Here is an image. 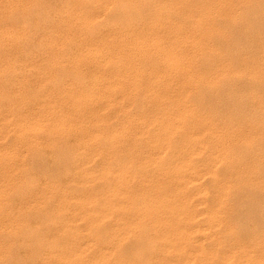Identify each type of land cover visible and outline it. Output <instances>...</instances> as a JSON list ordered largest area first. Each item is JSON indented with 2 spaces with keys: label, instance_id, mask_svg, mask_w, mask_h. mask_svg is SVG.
<instances>
[{
  "label": "bare ground",
  "instance_id": "obj_1",
  "mask_svg": "<svg viewBox=\"0 0 264 264\" xmlns=\"http://www.w3.org/2000/svg\"><path fill=\"white\" fill-rule=\"evenodd\" d=\"M91 1L0 40V264H264V0Z\"/></svg>",
  "mask_w": 264,
  "mask_h": 264
},
{
  "label": "rangeland",
  "instance_id": "obj_2",
  "mask_svg": "<svg viewBox=\"0 0 264 264\" xmlns=\"http://www.w3.org/2000/svg\"><path fill=\"white\" fill-rule=\"evenodd\" d=\"M88 3H92L91 0H87ZM1 7V5H0ZM72 8L71 5V0H37L36 3L28 5L26 7L27 11L26 14L23 15L20 12H18L17 10L12 11L8 16H10L8 19H6L4 22L0 21V40L3 39V32L4 31H10L8 30V25L9 23H13L15 25H19V24H23L25 26L26 32H25V36L23 37H15V39L17 40V43L15 44V46H13L12 48L3 46V49H5L6 51H9L10 53V57L14 60L15 62V70H14V78L20 77L22 75L25 74H32V72L34 70H38L39 72H44L45 69L48 67L46 64V61H40L39 59H43V58H47L48 57V49L47 47L43 44V41L53 32V30L55 29V25H56V20L59 17V14L62 10H70ZM1 9H0V14H1ZM107 18V17H106ZM102 20H104L103 17H100L94 24L93 28H98L101 25ZM108 20V19H105ZM264 20V19H263ZM264 33V30H263ZM77 47V44L72 41L69 42L68 44H66V46H64L62 48V52H61V59L62 61H66L69 54L71 52H73L75 50V48ZM9 77V76H8ZM7 77V79H8ZM14 78H12L14 80ZM71 78V73L69 71H67L66 69H61L60 74H58V79L60 81H66L68 79ZM10 79V78H9ZM8 79V81H9ZM245 79L241 80L244 82H248L247 80L244 81ZM240 84L237 83L235 85H239L240 87L237 86L238 88V92L241 91L240 93V97H242L243 99L240 98L242 104L239 102V104H241L243 106V110L244 112L245 109L248 107V110H255V105H246L248 104L247 100V96H246V89L249 86H245L249 83H241ZM241 84H243V89L244 87L246 89L242 90L241 88ZM241 88V89H239ZM234 91V90H233ZM27 94H31L33 95L35 93V86H32L28 89ZM245 95V99L243 97V94ZM230 93L233 94L232 91H229V95ZM234 93H237L234 91ZM223 94V93H222ZM230 96H233V95ZM223 95H228V91L224 92ZM228 95V96H229ZM229 96V97H230ZM228 97V98H229ZM243 100L246 102L243 103ZM249 101V100H248ZM245 104V105H244ZM141 104L139 103V101L135 102V106L139 107ZM240 105V106H241ZM246 106V108L244 107ZM252 108H250V107ZM245 108V109H244ZM247 110V114H249V111ZM250 111V114L253 115L254 113H259L258 109L256 108L255 111ZM233 111V110H232ZM235 111V110H234ZM240 111V109L238 110ZM237 112V109L236 111ZM233 112V113H235ZM254 114L253 116L257 115ZM264 114V112H262ZM261 114V112L259 113ZM258 119H263L262 121V126H261V132H263V126H264V115H257ZM262 117V118H261ZM260 121V122H261ZM262 141L264 142V140L262 139ZM262 142V144L264 145V143ZM264 147V146H263ZM44 157H51L50 154L48 153H44ZM120 161V160H118ZM50 166H54V164H50ZM244 220V219H241ZM264 221V219H263Z\"/></svg>",
  "mask_w": 264,
  "mask_h": 264
}]
</instances>
